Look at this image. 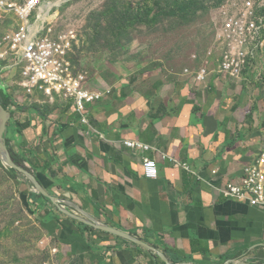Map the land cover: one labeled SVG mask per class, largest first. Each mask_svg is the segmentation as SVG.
Masks as SVG:
<instances>
[{
  "label": "crops",
  "instance_id": "1",
  "mask_svg": "<svg viewBox=\"0 0 264 264\" xmlns=\"http://www.w3.org/2000/svg\"><path fill=\"white\" fill-rule=\"evenodd\" d=\"M142 74L133 86L124 75L90 85L105 96L86 106L88 127L69 101L39 113L15 107L12 135L26 145L24 165L69 213L139 238L172 264H264V207L221 194L264 154V87L253 75L237 83L214 64L202 84L198 72ZM127 141L153 150L133 151ZM144 159L157 162L156 180L146 178ZM26 197L57 264H162L148 248Z\"/></svg>",
  "mask_w": 264,
  "mask_h": 264
},
{
  "label": "rangeland",
  "instance_id": "2",
  "mask_svg": "<svg viewBox=\"0 0 264 264\" xmlns=\"http://www.w3.org/2000/svg\"><path fill=\"white\" fill-rule=\"evenodd\" d=\"M50 1L58 5L53 12L58 29L73 30L76 36L70 62L94 87L101 78L114 83L124 75L133 86L140 73L182 74L213 64L218 67L222 58L218 34L224 14L241 7L237 0ZM255 3L259 16H264V0ZM15 24V18L0 20V40ZM19 82L15 72L0 73V95L11 101L4 106L0 100V105L10 116L18 105L47 107L28 100ZM138 85L148 86L145 82ZM13 117L3 136L8 141L6 149L18 167L33 175L21 154L26 145L13 139ZM27 191L33 195L30 182L0 161V264H57L51 241L32 215L35 206L28 203Z\"/></svg>",
  "mask_w": 264,
  "mask_h": 264
},
{
  "label": "built area",
  "instance_id": "3",
  "mask_svg": "<svg viewBox=\"0 0 264 264\" xmlns=\"http://www.w3.org/2000/svg\"><path fill=\"white\" fill-rule=\"evenodd\" d=\"M237 2L241 7L225 12L218 34L222 58L217 72L237 83L246 82L247 76L253 75L261 84L264 80V16L257 13L255 0ZM57 7L50 0H0V20H16L15 29L0 40V73L15 72L20 80L19 89L30 101L41 105L71 102L79 124L88 127L86 106L101 101L105 94L92 91L87 76L77 72L70 62V54L77 44L76 36L73 30L58 29L53 15ZM207 74V68L201 69L195 82L204 83ZM123 145L133 151L153 150L140 142L127 141ZM181 167L194 175L188 166ZM143 170L147 179L158 178L155 160L144 159ZM221 194L226 200L263 208L264 154L245 169L241 184H229ZM63 203L59 206L68 209L67 203Z\"/></svg>",
  "mask_w": 264,
  "mask_h": 264
},
{
  "label": "water",
  "instance_id": "4",
  "mask_svg": "<svg viewBox=\"0 0 264 264\" xmlns=\"http://www.w3.org/2000/svg\"><path fill=\"white\" fill-rule=\"evenodd\" d=\"M10 117L11 116L0 105V154L4 158L3 165L5 167H7V168L19 173L23 177H25L26 180H28L30 182V184H31V186L33 188V193L42 196L44 199H46V200L52 202L54 205L58 206V208L61 211V213H63L65 216L69 217L70 219L78 221V222H80L82 224H86V225H89L91 227H94L97 230H101V231L110 233L112 235L118 236L120 238L129 240V241H131V242H133L135 244H138L139 246L148 248L151 251H153L158 257H160L163 260V262H165V264H172L169 261V259L166 257L165 254H163L162 252H160V251L156 250L155 248L151 247L150 245H148L144 241L140 240L139 238H136V237H134V236H132L130 234H127V233H125V232H123V231H121L119 229L112 228V227H109V226L104 225V224H99V223H96L94 221L87 220L85 218L82 219V218H80V217H78L76 215H73V214L69 213L67 209H62L59 205H64L63 202L58 201V200L50 197L41 188V186L38 184V182L36 181L35 177L31 173L21 169L16 164H14L11 156L9 155V153H8V151L6 149L5 141L3 139L4 133L6 132V124H7L8 120L10 119ZM66 206L68 208L71 207L69 203H67ZM186 264H189V263H186Z\"/></svg>",
  "mask_w": 264,
  "mask_h": 264
},
{
  "label": "trees",
  "instance_id": "5",
  "mask_svg": "<svg viewBox=\"0 0 264 264\" xmlns=\"http://www.w3.org/2000/svg\"><path fill=\"white\" fill-rule=\"evenodd\" d=\"M110 95V94H109ZM1 97V101L3 102V104H4V106H5V102H6V104H9L10 105V103H11V101H10V99H7L4 95H3V93H1V95H0ZM21 109L19 108V111H20ZM31 110H33V111H35L36 113H39V111H38V108L37 107H32L31 108ZM13 115H14V112H12L11 113V118L13 117ZM7 139H5V146L7 147ZM14 158V157H13ZM12 158V160H13V162L16 164L17 163V161H16V159L14 160ZM18 164V163H17ZM19 165H21V164H19ZM21 167L23 168V170H27V169H24V167L21 165ZM14 173H16L17 174V172H15V171H13ZM33 195L32 196H34V198H39V199H43V200H45L42 196H40V195H37V194H34V193H32ZM31 205H34L35 206V210L32 212V215L36 218V221H37V223H40V221H39V219H38V217H37V207H36V205L35 204H31ZM87 229H92V228H90V227H88V226H85ZM157 258L160 260V262H162V264H165L162 260H161V258L160 257H158L157 256Z\"/></svg>",
  "mask_w": 264,
  "mask_h": 264
},
{
  "label": "bare ground",
  "instance_id": "6",
  "mask_svg": "<svg viewBox=\"0 0 264 264\" xmlns=\"http://www.w3.org/2000/svg\"><path fill=\"white\" fill-rule=\"evenodd\" d=\"M0 161H1V163L3 164V162H4V158H3V156L0 154Z\"/></svg>",
  "mask_w": 264,
  "mask_h": 264
}]
</instances>
